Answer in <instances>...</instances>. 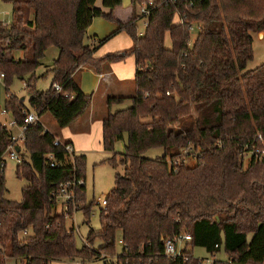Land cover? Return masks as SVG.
<instances>
[{
    "label": "trees",
    "instance_id": "1",
    "mask_svg": "<svg viewBox=\"0 0 264 264\" xmlns=\"http://www.w3.org/2000/svg\"><path fill=\"white\" fill-rule=\"evenodd\" d=\"M3 1L13 3L15 19L10 28L0 25V76L8 89L13 75H30L29 105L8 93L5 109L18 126L26 109L39 120L25 130L19 152L16 176L27 182L22 201L6 197L5 169L0 173V264L10 258L20 264L84 263L103 253L117 256L113 264H203L195 247L213 257L224 250L228 259L214 264H264V63L245 72L254 58L253 34L264 31V0H154L143 35L139 7L147 0H132L135 11L127 23L114 16L122 0ZM99 17L118 27L88 44L87 29ZM194 24L201 28L192 42ZM121 31L132 37V49L97 57V47ZM51 47L59 54L47 71L50 87L40 91L35 72ZM29 48L30 58L6 56V49ZM128 57L136 64V94L109 97L102 121L105 151L125 142L124 152L106 160L124 172L116 174L108 204L100 209L101 228L92 229L89 245L78 248L75 230L67 227L64 212L55 211L52 194L61 182L86 180V156L72 161L40 118L49 113L60 129L71 126L93 101L76 72L87 67L102 74ZM127 99L131 106L112 112ZM12 136L0 123V169ZM155 148L164 155L145 157ZM188 148L193 151L184 153ZM48 153L58 167L50 166ZM76 202L88 218L94 201L86 203V185L77 187ZM183 233L192 240L182 256L165 255L161 237ZM97 239L103 245L95 249Z\"/></svg>",
    "mask_w": 264,
    "mask_h": 264
},
{
    "label": "rangeland",
    "instance_id": "2",
    "mask_svg": "<svg viewBox=\"0 0 264 264\" xmlns=\"http://www.w3.org/2000/svg\"><path fill=\"white\" fill-rule=\"evenodd\" d=\"M122 6H123V2H122L121 7ZM0 10L5 13L1 16L3 20L11 22V23L14 22L15 17H14L13 3H7V2H4L3 0H0ZM27 14L29 18L33 17V11L31 10L27 11ZM197 25L198 24H195L193 31L191 32L192 42L194 41V39L199 33V28L197 27ZM144 30H145L144 23L139 22L138 33L144 32ZM122 32L127 33L126 31H121L119 32V34ZM262 32H259L260 39H258L256 34H253L254 58L253 60L249 61L245 69V72L249 70H253L259 65H261L262 63H264V34ZM127 35L133 41L130 34L127 33ZM114 36H112L109 40L114 38ZM166 43L167 45H170V40L168 37L166 39ZM132 47L125 48L121 50L120 52L128 51L132 49ZM5 52H6L7 58L16 59V60L23 58L25 54H26L25 56L28 58H30L32 55V49L30 48L26 52H23L20 50L15 51L11 49H6ZM56 53H57L56 48L54 47L49 48L46 52L45 57L43 58L41 62L42 64L39 66V68H37L35 72L36 77H37L36 87L40 91H45L50 87V84L52 81V75L48 73L47 71L49 68L53 66L54 59L58 57V54L56 55ZM110 53H116V52H110ZM128 58H126L124 61H126ZM124 61H121V62H124ZM29 76L30 75L25 76L24 80H22L16 75H13L10 80L8 89H7V85L5 84L4 77L0 76V123L6 125L14 119L11 113L7 115L6 114L2 115V112L6 110L5 102H6L8 93L18 96L25 103L26 106L29 105L30 92H29V89L26 87V82ZM131 105H132V102L130 100H126L123 104L114 105L112 108V112H115L118 109L127 108ZM42 122H44L46 126H48L53 131H55V133L62 135L61 133L62 129L58 127L56 121L49 113L44 115ZM8 128L14 132L13 133L14 136H19L22 133V130L19 127L8 126ZM95 141H96V138H94L93 146H90L91 148H89L87 152L84 153L86 155V180H85L86 181V203L89 204L90 202L94 201V205L91 208L90 215L88 218L82 210H77L75 213L72 212L71 210L70 217L67 218V227L74 228L75 230L74 231L75 239H76V244L78 248H82V246L86 244L88 234L90 233L92 229L99 230L101 228L99 214H100V209L104 208V206L98 204V201L99 199L107 198L109 192L113 189L115 185L116 174L124 172V167H122L121 165L114 167L110 165L106 160L109 157H112L114 153L124 152L125 142L117 141L114 146V152H108V151H105L104 148L94 147V145L97 144L95 143ZM164 153H165L164 149L155 148V149L149 150L145 154V157L147 158L162 157ZM245 156H246L245 163L247 164L250 154H247ZM262 156H264V152H262ZM5 158L7 162L5 172H4L5 179H6V188H7L6 197L11 200L20 202L23 199L22 189L27 185V182L25 180L19 179L16 176L17 166L19 165V162L15 160H11L9 154H6ZM188 160L190 161L191 164L196 162L193 157H190ZM62 210H63V205L61 203H58L55 208V211L60 213ZM118 237L119 238L117 241V255L120 254L122 251V248H121L122 246L119 243L120 235ZM102 245H103L102 240L97 239L93 243L92 247L97 249ZM192 251L195 257L204 259V260L209 259V260L224 261L228 259L224 250L216 254L214 257L208 254L207 251L201 247H195L192 249ZM116 257L117 256H115L114 253H103L101 256L102 259H93V260L86 261L84 263L79 259H75V260L62 259V260L53 261L52 264H106V263L111 264V263L116 262ZM8 264H20V262L17 259L10 258L8 260Z\"/></svg>",
    "mask_w": 264,
    "mask_h": 264
},
{
    "label": "crops",
    "instance_id": "3",
    "mask_svg": "<svg viewBox=\"0 0 264 264\" xmlns=\"http://www.w3.org/2000/svg\"><path fill=\"white\" fill-rule=\"evenodd\" d=\"M122 2L123 6L115 9L114 16L118 21L127 23L132 19L135 8L132 0H122ZM98 4L101 5V1ZM117 27L115 22L104 18H95L87 29V43H96L94 38L103 39L114 32ZM262 33L264 34V32ZM256 35L260 39V33H256ZM132 45L133 41L127 33H118L114 38L97 47L96 56L102 57L110 52H120L125 48L132 47ZM57 54H59L58 49ZM135 73L136 64L133 57H129L124 62L108 65L102 74H96L87 67L80 68L76 72L75 78L84 93L93 95L92 104L87 112L71 126L62 129V135L55 133L42 122L44 116L40 118V121L59 139L70 142L75 148L76 155H85L84 153L91 148L90 146H93L94 138H96L95 143H97L94 147L103 148L102 121L108 113L107 99L112 96L127 98L134 96L136 94Z\"/></svg>",
    "mask_w": 264,
    "mask_h": 264
},
{
    "label": "built area",
    "instance_id": "4",
    "mask_svg": "<svg viewBox=\"0 0 264 264\" xmlns=\"http://www.w3.org/2000/svg\"><path fill=\"white\" fill-rule=\"evenodd\" d=\"M153 6H154V0H147L146 3H143L139 7V16H141L140 22L144 23L145 28L148 26V16L150 15V11ZM3 14L5 13L0 10V25L4 28H10L13 22L11 23V22L3 20L1 18ZM194 26L195 24L190 26L189 29L191 32L193 31ZM197 27L199 28V31H200L201 27L199 25H197ZM143 34L144 32L140 33V35H143ZM1 77H4V75H2ZM55 88L60 90L59 85H55ZM5 114H8L6 110L2 112V115H5ZM24 114H26V116L24 118V123L22 126H18L14 119L10 121L8 124H6L7 127L8 126L19 127L22 130V133L19 136H14V135L12 136L13 142L9 145L4 155V160L1 163L0 173L3 172V169L6 168V164H7L6 158H5L6 154H9L11 160H15L20 163L21 161L20 155H19L20 151L18 152L17 148L21 149L24 147L25 130L27 129V127L30 124L35 123L39 120L38 114L34 110L26 109L24 110ZM259 138L262 140L261 135H259ZM54 145L62 146L67 156L72 161H74L76 152H75L74 146L70 142H64L61 139L56 138L54 141ZM192 151L193 150H191V148H188L184 150V153L188 154ZM190 157H193L194 160L196 161L195 156H190ZM46 158L51 167H58L60 165V162L56 159L53 153L46 154ZM81 185H86V181L84 179L74 180V181H64L58 184L57 190L53 192L52 194L53 201L55 202L56 206L58 203H61L63 205V210L61 212H64L66 218L70 217L71 210L74 213L78 210V204L76 202L77 187ZM98 204L106 207L108 204L107 199L106 198L99 199ZM191 240H192L191 235L187 233L180 234L177 237H171V236H165V235L161 237V243L163 244L165 255H167L170 258H176V257L182 256L186 243L190 242ZM119 243L122 246L123 241L120 239ZM86 244L89 245L88 242H86ZM201 261L203 264H214L215 260L201 259Z\"/></svg>",
    "mask_w": 264,
    "mask_h": 264
},
{
    "label": "water",
    "instance_id": "5",
    "mask_svg": "<svg viewBox=\"0 0 264 264\" xmlns=\"http://www.w3.org/2000/svg\"><path fill=\"white\" fill-rule=\"evenodd\" d=\"M17 151L19 152L20 151V148H17Z\"/></svg>",
    "mask_w": 264,
    "mask_h": 264
}]
</instances>
